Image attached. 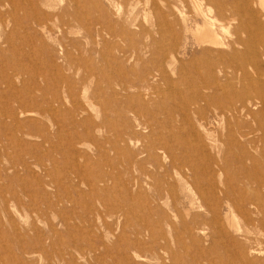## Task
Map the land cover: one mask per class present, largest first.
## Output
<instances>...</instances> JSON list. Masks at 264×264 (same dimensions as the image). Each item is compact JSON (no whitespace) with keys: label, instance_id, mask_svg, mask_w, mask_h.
I'll return each instance as SVG.
<instances>
[{"label":"rangeland","instance_id":"1","mask_svg":"<svg viewBox=\"0 0 264 264\" xmlns=\"http://www.w3.org/2000/svg\"><path fill=\"white\" fill-rule=\"evenodd\" d=\"M9 3L0 264H264V226L248 241L233 212L229 230L209 193L241 162L264 207V0ZM203 17L220 47L194 35ZM208 65L223 69L220 94ZM145 144L169 148L176 171Z\"/></svg>","mask_w":264,"mask_h":264},{"label":"bare ground","instance_id":"2","mask_svg":"<svg viewBox=\"0 0 264 264\" xmlns=\"http://www.w3.org/2000/svg\"><path fill=\"white\" fill-rule=\"evenodd\" d=\"M9 1H13V0H2V1H0V8L4 7L6 3L10 4ZM189 1L190 0H188V2ZM195 1L196 0H193V3L194 4H196ZM200 4H201V2H200ZM48 6H46V7H48ZM191 6H193L192 9L196 13V16H199V17L202 18L203 15L200 13V11L198 9V5H191ZM201 8H202V6H201ZM201 8H200V10H201ZM205 10L207 11V9H205ZM208 16H210V15H208ZM157 20H159V18H157ZM185 21H184V23H185ZM201 21H202L201 22V27H196L195 28L196 31L194 32V35H196L198 41L201 42V43H203V42L208 43L209 45L214 46L215 48L216 47H220L222 45V43H218V41H219V39L217 41L218 36L216 38V34L210 28V25L211 24H209L207 22V20L204 19V17H203V20H201ZM186 22H188V21H186ZM215 23H217V22H215ZM185 26H187V23L185 25H183L182 29L184 30V32H187L188 30H187V28ZM176 28H178V27H176ZM212 28H214V27H212ZM220 29H221V31H223L222 28H220ZM216 30H217V28H216ZM217 31H219V30H217ZM186 35H188V34H186ZM181 38L183 39L184 37L181 36ZM184 41H186V40L184 39ZM238 43H239V41L234 42V44L232 45V47L235 44H238ZM208 44H207V46H208ZM180 48H182V47H180ZM178 49L179 48H178L177 45H174L173 44L172 46H170L169 54H168L169 60H170V63H171L170 65H173L174 64L173 62L175 60H173V59H174V57L177 56ZM180 50H179V52H180ZM232 56H233V63H234L235 56L234 55H232ZM226 59L228 60V62H229V60H231L228 56L226 57ZM206 72H207V74H205L206 75L205 77H206L207 81L210 79L208 82H211L212 83V88L214 90H216L220 94L221 93V90H220V86L217 85V76H220L221 75L222 77H225V75L223 74V69L222 68H219L217 65H208L206 67ZM196 98L197 97H195L194 101H203V102H205V101H207L209 99V97H205V98L204 97H198L197 99ZM261 112L262 111H260V114H261ZM208 141H210V140H208ZM208 147H209V145H208ZM212 148H213V146H212ZM209 149H211V147ZM216 149H217V147H216ZM156 151L161 152L162 153V159L164 158L165 160H167V156L169 154L168 152H171V150H169V148H166V146L163 145V144H160L158 146H155L153 144H145V145H142L141 146L140 151L138 153L140 155L144 156V157L145 156H147V157H153V156L156 155ZM215 152H216V150H215ZM217 156H218V154H217ZM217 160H218V158H217ZM166 162H168V164L170 165V167L173 168L176 171V168L174 167V164L172 163V161H168L167 160ZM238 166H240V171L238 173V176L235 175V176H231V177H226V178H223V180H221L219 176H217V178L213 176V179H212V177L209 178V180H211V182H212V185H211L212 186V188H211L212 192H209V191L208 192L210 194H213L214 195L213 198H214V201H215V204H216L217 208L220 207V210L224 211V213H225V224L224 225H226L228 228H231L229 230H234L233 232H235L236 231L235 229H237V227H235L236 225L234 223L235 217L232 215V213L234 212L236 214H240L241 215V218H242V227H241L242 233L247 238V240L250 241L247 236L253 230H255V229H261L264 226V207H262V204H257L255 202L257 200L256 197H255V195L252 196L253 197L252 199H249V197H247L248 193L250 192V190L252 188V185L259 184V182L254 177H252L249 174V172L246 170V167L243 166V164L241 162L239 163ZM262 171L264 173V167L262 168ZM197 193H198V196L199 197H205V194L200 189L197 190ZM263 200H264V198H263ZM215 212H216V208H214V210H213V213H215ZM252 214H255L256 215V218L252 219V217H251ZM212 224L218 226V221L217 220H214L212 222ZM220 231H222V230H220Z\"/></svg>","mask_w":264,"mask_h":264}]
</instances>
